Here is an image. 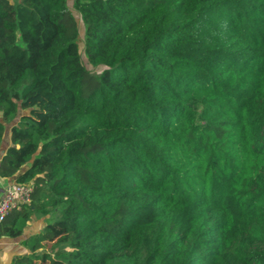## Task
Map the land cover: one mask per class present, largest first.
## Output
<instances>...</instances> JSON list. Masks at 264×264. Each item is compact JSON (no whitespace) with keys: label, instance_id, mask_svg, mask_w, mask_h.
Listing matches in <instances>:
<instances>
[{"label":"trees","instance_id":"trees-1","mask_svg":"<svg viewBox=\"0 0 264 264\" xmlns=\"http://www.w3.org/2000/svg\"><path fill=\"white\" fill-rule=\"evenodd\" d=\"M37 73L71 96L40 122ZM9 128L0 239L45 220L11 264H264V0H0Z\"/></svg>","mask_w":264,"mask_h":264},{"label":"rangeland","instance_id":"rangeland-1","mask_svg":"<svg viewBox=\"0 0 264 264\" xmlns=\"http://www.w3.org/2000/svg\"><path fill=\"white\" fill-rule=\"evenodd\" d=\"M72 1L73 0H68V5L70 8H72ZM73 14L80 30L79 50L81 53L82 62L86 69L90 72L100 73L102 71V67H92L84 56V28L82 26L79 14L75 11H73ZM37 78L38 88L33 94L30 95L26 102L22 104L21 114L29 115L33 120L40 122L45 120L50 115L59 113L65 105L71 102V96L62 83L48 80L40 73H37Z\"/></svg>","mask_w":264,"mask_h":264},{"label":"crops","instance_id":"crops-1","mask_svg":"<svg viewBox=\"0 0 264 264\" xmlns=\"http://www.w3.org/2000/svg\"><path fill=\"white\" fill-rule=\"evenodd\" d=\"M10 128L7 134H5L2 143L0 144V164L1 160L10 146ZM17 184L16 177L2 178L0 177V198L5 188ZM45 227L43 218H39L36 215L31 217V220L24 228L22 237L17 239H0V264H11L12 259L17 256L26 253L27 251L21 246V242L27 237L41 232Z\"/></svg>","mask_w":264,"mask_h":264},{"label":"built area","instance_id":"built-area-1","mask_svg":"<svg viewBox=\"0 0 264 264\" xmlns=\"http://www.w3.org/2000/svg\"><path fill=\"white\" fill-rule=\"evenodd\" d=\"M32 193L33 187L30 184H15L5 188L0 198V223L13 209L28 204L31 201Z\"/></svg>","mask_w":264,"mask_h":264}]
</instances>
